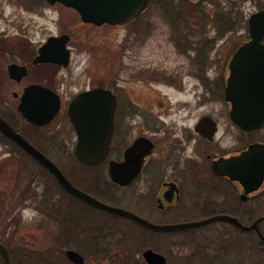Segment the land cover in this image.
<instances>
[{"label": "flooded vegetation", "instance_id": "af4514ba", "mask_svg": "<svg viewBox=\"0 0 264 264\" xmlns=\"http://www.w3.org/2000/svg\"><path fill=\"white\" fill-rule=\"evenodd\" d=\"M207 1L211 0H186L187 3L198 5ZM246 1L255 0L221 2L226 5V9L236 11ZM19 2L24 11L39 18L44 17L48 4L46 0ZM257 3L260 4L259 10L252 12L246 21L243 20L244 24L241 25L245 32L241 37L242 42L234 48L223 50L218 55V40H226L238 26L237 17L234 16L231 19L236 24L223 26L218 33V0H215V24L211 29L215 36L207 33V26L204 24L198 34L172 36L178 60L170 69L162 71L152 64H145L129 69V77H122L128 65L126 57L131 53L133 42L138 40H133L132 37L135 35L142 38L141 32H130L120 49V60L114 64L116 70L111 65L115 59L107 54L105 79L91 80L81 89L72 92L66 86V90H63L62 71L69 69L73 63V33L59 31L45 36V24H12L7 31L0 32V119L9 130L13 129L47 156L48 131L64 134L59 138L58 145H49L50 149L57 150L59 146L63 151L75 153L79 141L78 130L84 131L87 127L80 120L88 119L87 111L92 109L107 110V125L112 118L109 129V133L112 131V139L102 162L93 166L103 167L105 187L98 180H70L76 188L153 224H187L224 215L237 218L244 226L251 227L264 218V177L259 176L264 173V148L249 158L247 163L242 162L238 167L232 168L233 172L240 175L238 178L219 175L218 160L241 156L251 145L264 146V124L252 130H244L237 125L231 117V103L225 96L234 54L242 44L251 40V17L264 11V0H257ZM237 14L239 15L238 12ZM133 25L125 24L121 27L132 28ZM137 28V31L144 29L147 32L148 28L151 30L145 24ZM178 28L184 30V26ZM40 32L44 36L41 40L34 37L35 33ZM64 34L69 35L68 65L52 60L57 47H53L52 53L42 55L41 52L49 39L59 38ZM160 86L166 90L159 91ZM47 88L59 96L60 110L50 123L38 124L35 118L39 115V122L42 120L41 112L46 109ZM95 89L105 90L104 101L108 106L77 104L74 115L80 122H73L69 114L71 104L81 94ZM218 89L219 99L227 110L231 126L240 132L238 144L227 151L218 149L221 148L218 137ZM21 107L33 121L25 117ZM5 163L9 165L8 168L19 166L18 170L11 171L13 177L8 176L7 180H20L21 172L27 180L25 184L20 183L18 193L38 213L39 216L33 223L43 226L45 232L48 226L55 225L58 229L57 237L51 244L57 250L65 248L62 257H46L44 260L33 258L37 262H31L32 264H62L63 260L69 261V264H106L112 255L111 248L115 250L112 252L115 256L113 259L122 263L126 258L131 259V250L136 249V252L141 251L142 258L135 261L145 264L148 263L144 253L148 250L163 255L165 264H219L218 257L223 259L225 248L218 252V245H214L218 236L205 235L208 229L217 227L222 221L175 231H156L130 217L99 209L68 193L58 180H55L58 192L48 193L45 176L47 169L18 141L0 129V164ZM32 164L34 172L31 175L28 173V166ZM113 166H118L119 180L112 176ZM238 180H248L249 183L244 185ZM256 180H262L257 187ZM9 185L13 188L11 182ZM98 215L106 219H120L133 230L128 227L121 233L119 230L122 229L100 221ZM222 224H227L235 232L232 240L236 253L241 248H245L247 252L255 250L256 246L264 252V220L258 223L257 229L248 231L230 222ZM159 236L169 239L167 254L154 249L152 242ZM252 237L257 238V243ZM129 242H136L137 246L133 244L131 246L134 247H130ZM3 244L8 249L11 264H27V261H21L22 258L18 257L20 253L14 247ZM72 244H77L78 247L74 248ZM44 245L46 238L38 243L28 241L26 247ZM94 246L102 248L101 256L89 257L82 250H91ZM68 250L82 255L83 263L70 260L66 256ZM16 257L20 259L17 263ZM238 259L237 254L230 263L238 264ZM25 260L28 259L25 257ZM224 260L228 261L225 257ZM256 262L264 264V256H259ZM0 264H5L1 254Z\"/></svg>", "mask_w": 264, "mask_h": 264}, {"label": "rangeland", "instance_id": "374dc122", "mask_svg": "<svg viewBox=\"0 0 264 264\" xmlns=\"http://www.w3.org/2000/svg\"><path fill=\"white\" fill-rule=\"evenodd\" d=\"M0 1V32L7 31L12 24H41V26L45 24V36L59 31H70L73 33V63L69 69H64L62 71L63 90L69 87L67 89L69 92L81 89L91 80H104L105 59L107 54H110V57L115 59V62L111 64L113 69H115L114 64L119 62L117 61L118 59L120 60V49L123 47L125 42L124 39L130 32H141L142 38L135 35L132 37L133 40L134 38H138V40L133 42L131 53L126 57L128 65H126V72L122 74V77H129V69H133L139 65L152 64L154 67L166 71L177 64L176 44L171 41V37L175 36V34H198L201 32L200 29L202 24H204L207 26V33L211 34L212 37L215 36L213 33L214 31L211 30L214 26L213 24H215V0L207 1L203 5L187 3L186 0H154L150 8L143 15L137 21L131 23L134 24L132 28H122V25L112 26L104 24L102 26H95L83 23L80 15L75 10L67 8L59 3L56 4L55 7H51V5L49 6V4H47L44 17L39 18L34 16L31 12L24 11L20 6L19 0ZM221 1L222 0H218V33L222 31L223 26L236 24L235 20L231 19L234 16L237 17L238 29L234 30L233 35L227 36L226 40H218V55L221 54L223 50L234 48L242 42L241 37L245 29L241 24H244L242 23L243 20L246 21L252 12L259 10L260 6L257 0L254 2L246 1L240 4L239 10L234 11L226 9V5ZM143 24L151 27V30L149 28L147 30L149 33L144 29L137 31V29H139L137 27ZM178 26H184V30L178 28ZM194 27L195 29H192ZM31 33L34 34L32 30ZM34 37L39 40L44 38L41 32L35 33ZM127 67L129 68L127 69ZM158 90L164 91L166 89L160 86ZM219 96L220 89H218V137L221 140V148L218 149L227 151L235 148L238 144L240 132L231 126L226 115L227 110L223 103H221ZM63 135L64 134L61 133H52L48 131L47 139L49 144H47V156L56 163L70 180H93V182L98 180L100 185L105 187V185H103V180L106 175L103 167H85L76 160L73 152L63 151L59 146H57L59 150H52L49 148V145H58L59 138ZM6 164L7 163L3 165L0 164V242L7 244L9 247H14V250L20 253L18 257L22 258L21 261H27V264L37 262L33 261V258L44 260L46 257L56 258V256H64L63 250H65V248L57 250L56 247L51 244L57 237V227L51 224V226L46 228L47 231L45 232L43 226L41 227L36 222L33 223V220L39 215L33 207L25 202L24 199L21 198V195H19V188L27 181L23 178L24 175L22 172L19 174L21 176L20 180L6 179L8 176L13 177L10 174L11 171L14 169L15 171L18 170L19 166L17 167L15 165L14 167L8 168L9 165ZM33 172L32 164V166H28V173L32 175ZM45 176L47 178V188L51 190L47 189V192H58L55 185L56 179L52 174L46 171ZM9 182L12 183L13 188L10 187ZM96 193L100 194L99 192ZM98 217L100 221L108 222L112 227L122 229L119 230L121 233L125 230L124 228L129 227L130 230H133L131 226H128L120 219L113 217L106 219L99 215ZM224 224H222V222L221 224L218 223L217 227L210 228L207 230V233H205V235H209L210 237L218 236V241L216 240L217 243L214 244L215 246L218 245V252H220L221 248H225L224 254L220 253L223 259L218 257L219 264H229L230 261L232 263V259L234 260L237 254L239 258L238 264H258L256 261L259 260V256L261 258L264 256L263 250L256 246L255 250H249V252H247L245 248H241L236 253V248L233 245L234 241L232 240V234L234 235L235 232L230 226ZM262 228L264 230V225ZM216 233L218 235H216ZM115 235L117 234L115 233ZM45 238L46 245L43 247H26L28 241L38 243L43 242ZM242 238H244V236H242ZM252 238H254L255 243H257V238ZM133 244L136 245L137 243L129 242L130 247H134L131 246ZM152 244L155 250L167 254L169 248L168 237L159 236ZM250 245L253 246V244ZM71 246L74 248L78 247L77 244H72ZM82 250H84L89 257H98L102 255V248H97L96 246L91 250H87V248ZM114 251L111 248L110 253L112 255L110 260L106 261V264H145L135 261L136 259L142 258L141 251L136 252L137 249L131 250L133 255L130 256L132 258L128 256L131 259L127 260L126 258L123 263L122 261L113 259L115 258L113 254ZM25 257L28 260H25ZM224 257L228 261L224 260ZM19 260L16 257V263ZM99 262L101 263V261ZM62 264H69V261L63 260Z\"/></svg>", "mask_w": 264, "mask_h": 264}, {"label": "water", "instance_id": "95a60500", "mask_svg": "<svg viewBox=\"0 0 264 264\" xmlns=\"http://www.w3.org/2000/svg\"><path fill=\"white\" fill-rule=\"evenodd\" d=\"M151 1L152 0H47L49 4L55 5L61 3L68 8L76 10L83 23L94 24L96 26H102L104 24L124 25L130 23L148 9ZM249 29L251 40L239 47L230 63V73L225 94L227 101L231 103L232 120L244 130L256 129L264 124V11L256 13L251 17ZM68 39V35L49 39L48 43L41 50L42 55L46 52L52 53L53 47H57L58 50L53 54L52 60L68 65L69 50L66 47ZM55 43L57 46H55ZM46 91V109H43L41 112L42 120L39 122V115L38 118H35L38 124L50 123L60 110L59 96L48 88ZM105 95L106 93L103 89H95L83 93L71 104L69 110L73 122L83 121L87 126L84 131L78 130L79 141L75 155L82 164L88 166L99 164L106 156L112 139V131L109 133L112 118L111 123L107 125L109 123V112L103 109H92L87 111V116H89L88 119L85 118L86 120L79 121L75 118L74 111L77 104L89 106L98 104L102 107H107L108 103L104 101V98H106ZM21 110L23 112L25 111L23 107H21ZM24 115L33 121L30 115L27 116L25 112ZM2 122L4 121L0 119V129L18 141L29 154L34 156L46 167L68 193L90 202L99 209L108 211L112 214L130 217L156 231H175L187 227H200L216 221L230 222L248 231L254 228L257 229L258 223L264 220V218L259 219L251 227L244 226L237 218L224 215L187 224L158 225L150 223L134 215L132 212L119 207L110 206L76 188L56 163L34 148L24 138L13 131V129L9 130ZM263 148L264 146L255 144L251 145L249 150L241 156L219 159L218 174L230 178H238L240 175L233 172L232 168L238 167L239 163H247L249 158ZM117 171L118 166H113L112 176L119 180ZM259 176L264 177V173ZM238 181H242L244 185L249 183L248 180ZM261 181L262 180H256L255 186L257 187ZM0 254L5 264H11L8 249L2 243H0ZM66 256L76 263H83L82 255L74 250H68ZM144 257L148 264L166 263V259L163 255L152 250L146 251Z\"/></svg>", "mask_w": 264, "mask_h": 264}]
</instances>
